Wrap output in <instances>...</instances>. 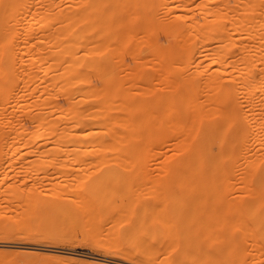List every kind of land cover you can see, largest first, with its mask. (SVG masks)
Here are the masks:
<instances>
[{"label": "bare ground", "instance_id": "bare-ground-1", "mask_svg": "<svg viewBox=\"0 0 264 264\" xmlns=\"http://www.w3.org/2000/svg\"><path fill=\"white\" fill-rule=\"evenodd\" d=\"M1 161V231L264 264V0H0Z\"/></svg>", "mask_w": 264, "mask_h": 264}, {"label": "rangeland", "instance_id": "rangeland-1", "mask_svg": "<svg viewBox=\"0 0 264 264\" xmlns=\"http://www.w3.org/2000/svg\"><path fill=\"white\" fill-rule=\"evenodd\" d=\"M2 161L0 162L1 173L4 168L8 169L11 167L10 169H11V174H12L14 172L15 166L12 167L13 164H11L12 166L9 167L10 164L9 165L7 163L4 164V162L2 163ZM47 171H48V174L54 172L52 168H48ZM3 172L10 173V171L8 172V170L7 171L4 170ZM40 175H41V172H40ZM142 182H145V183L147 182L145 185L146 186L148 185V187H149V184L153 185L152 183H149L148 181H138V182L132 183L133 189L136 188V184L139 185ZM142 185L143 183L141 184V186ZM144 187L142 190L143 192L147 191V187L146 189H144ZM167 187H169L171 190L174 189L173 191L181 195L182 199H180L181 197L178 196L180 197L179 200L181 202L186 201L185 199H188V197L185 194L183 195L184 190L186 189L185 185L168 184ZM141 199L142 200H140V202L142 201L143 203L152 202V198L148 195H144ZM126 201H123L122 203L124 207H126ZM11 203L12 201H10L9 203L10 206L7 205V207L9 208L8 210L7 208L1 209V207L4 206L5 204L0 203L1 211L7 210L6 214L7 215L8 213L11 214L12 210L15 209L14 206L16 205L15 202H13L11 206ZM211 204L212 203L209 200L202 208L209 210L212 208ZM221 204H222V201L217 202V205H221ZM128 205L129 203L127 201V206ZM10 208H12V210ZM212 222L214 223L215 221H212ZM216 224H219V223L216 222ZM17 233L18 232L13 229H8L6 231L0 230V258L8 257L9 259H14V260L19 259L21 261L23 260L24 262H29V263H31V260H33L32 262L35 264L36 263L38 264L39 262H41L42 264V263H45V261L46 263L50 261L51 264L52 263L53 264L55 263L57 264L59 263L60 264H139L138 262H134V261L132 262L125 261L120 255L114 252L107 253L106 255L105 251H103L102 249L96 248L92 244L93 241L90 238H83L81 234L79 233H72L70 235L64 236V238L58 237V239L56 238L53 239L52 237H42V236L34 237L29 234H27L26 236L25 234L21 235V233H18L19 234L18 235ZM234 235H237L236 237L239 238L238 233H234ZM211 238L212 237L210 236L201 235V241L206 244L213 245L216 247L224 246L223 245L225 244L224 239L212 238L211 240Z\"/></svg>", "mask_w": 264, "mask_h": 264}]
</instances>
